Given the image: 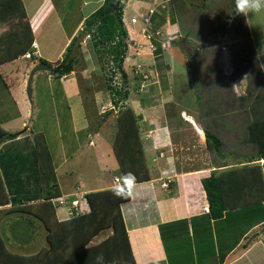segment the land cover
<instances>
[{
    "label": "crops",
    "instance_id": "1",
    "mask_svg": "<svg viewBox=\"0 0 264 264\" xmlns=\"http://www.w3.org/2000/svg\"><path fill=\"white\" fill-rule=\"evenodd\" d=\"M80 1L81 19L78 25L71 33V30L65 29L61 24L63 31H67V40L57 51V55L51 56L43 40L37 39L34 20L37 19L39 26L44 27L45 20L56 13L53 10L57 5L56 1L22 0L34 41L39 45L38 57L51 62L53 66L63 61L67 47L84 28L86 18L99 9L105 0ZM168 1L122 0V3L124 22L129 33V49H135L137 55H143L145 58L147 54H153L145 36L143 21V16L152 8L155 10L151 19L152 26L161 31L159 37L164 36V39L161 37L163 41L160 39L162 49L164 52H169V55H165L162 51L164 56L159 62L171 64L175 59L186 61L188 54L175 52L176 46L173 43L175 40L176 43L180 42L178 38L180 34H177L180 28L177 23L172 22L167 12L169 10H165ZM49 5L52 10H48ZM129 10L138 11L137 15L131 16V19L138 17V22L126 21ZM10 12L6 2L0 0V15L6 16ZM8 16H11V13ZM9 18L0 19V28H5L0 35L7 30L9 35H12L17 31L16 29L22 27V24L10 22ZM248 19L251 33L253 31L252 37L257 56L262 60L264 17L249 13ZM258 35L261 40L258 39ZM44 37L47 36L43 35L42 38ZM167 43H170L169 47H166ZM18 58H24V55ZM261 60V68H264ZM144 61L147 63V69L144 71H149L150 78L143 72L146 84L142 86L151 85L150 88L143 89L149 94L143 92L144 96L140 99L132 97L134 92L131 93L127 106L132 107L135 113L141 116L138 124L139 136L150 179L136 182L131 198L121 204L137 264H264L262 180L264 158L258 159L257 147L248 139L249 124L254 119L264 116V102L251 103L252 106L249 107L247 103L223 102L218 100L219 95H217L216 99L206 102V109H201L205 112H201V119L195 109L181 110L179 116L175 114V106L167 108V105L172 104L168 95L169 86L173 84L172 68L167 71L168 73L165 72L162 85L160 72L157 68H152L157 63L155 56L152 60L146 58ZM125 63L124 68L129 74ZM37 64H34V67ZM136 67L139 69L138 66ZM30 70L27 69L22 73L23 80L19 84L22 98L16 101L17 104H6L5 107L0 108V124L9 132L19 133L18 139L32 138L33 131H41L45 134L56 166L62 195H69L70 201L77 200L78 208L76 209L71 202L64 206L55 202L49 205L42 204L45 200L38 170L39 163L27 141H15L3 149V145H0V239L5 242L10 252L18 255L38 253L47 245L48 231L40 218H58L59 221L78 218L90 211L86 199L88 192L113 188L119 185L124 177L113 146L118 131L117 121L113 123L108 117L103 121V117L98 120L104 113L115 115L117 120L120 107L114 105L112 98L105 100L102 93L97 92L96 108L90 109L76 71L60 77V84L68 103L69 126L73 130L69 136H66L64 125L61 122L55 124L57 128L53 131V135L61 149V159L56 160L46 129L34 130L26 126L20 130L27 123L24 121L26 116L29 115L28 118L31 116L29 101L24 96V87ZM44 71L49 73L47 80L49 79L50 93L53 94L54 84L51 79L57 75L53 70ZM88 73H90L89 68L84 71V77ZM155 75L157 78L153 79ZM260 79L264 81L263 78ZM1 81L0 76V91L4 86ZM210 85L211 83L207 84L208 87ZM4 96L0 93V103L3 102ZM219 104L221 107L218 108ZM57 109L59 108L55 106V112ZM240 112L244 113L240 114ZM15 120L20 123L8 129L6 124ZM206 130L220 137L223 144L221 154L209 148ZM84 131H88V134L81 143L78 134ZM70 142L75 149L72 148L69 152L67 144ZM88 144L92 146L90 151H87ZM77 153V156L73 155ZM92 155L96 159V169L93 168ZM232 170L241 172L234 174L230 172ZM110 171H114L113 178L109 175ZM214 172L229 175L223 176L225 179L223 192L228 205L233 209L226 210L220 218L212 217L210 211L206 210L209 201L203 179ZM92 174L95 176L90 178ZM237 177L240 178L239 183ZM70 181L71 186L68 187ZM254 234L255 237L252 239ZM9 256L11 255L0 242V264H12L7 258Z\"/></svg>",
    "mask_w": 264,
    "mask_h": 264
},
{
    "label": "rangeland",
    "instance_id": "2",
    "mask_svg": "<svg viewBox=\"0 0 264 264\" xmlns=\"http://www.w3.org/2000/svg\"><path fill=\"white\" fill-rule=\"evenodd\" d=\"M55 1L57 5H55V9L53 10L56 13L54 15L51 14L49 18L45 20L46 25L44 27L41 28L39 26L38 20H34L36 36L38 37L37 39L43 40L44 44L48 47V51L51 56L57 55V51L60 50V47L64 45L67 40V31H63L62 26H64V28L67 30H71L72 33L81 19L80 0ZM150 2H152V0H150ZM193 2L201 3L202 0H193ZM207 7V10L202 7L200 11L196 9V7L190 6L189 14H185L183 16L177 12L179 17L177 18L176 23L180 28V31L177 34H180L178 37L180 42L176 43L177 41L175 40V43L173 44L176 46L175 52L180 51L183 54H188L186 56V61L182 62L180 60L178 61V59H175V62L172 60L171 64L159 62L164 54L169 55V52H164V49H162L164 54L162 53L160 55L155 54L156 52L151 49L153 54H147L146 57L152 60L155 56L157 63L155 62L156 64H154L152 68H157V70L160 72V81L162 85L165 74L168 73L167 71L172 68L173 84L172 86L166 84V86H169L168 95L172 104L167 105V108L170 109L175 106V114L179 116L181 115V110L189 111L191 109H195V111L199 113V119H201V112L205 113L201 111V109H206V102L210 101L211 99H216L217 95H219L218 100H222L223 102L230 101L233 103V101H236L238 102L237 104L247 103L249 107L252 106L251 103L264 102L260 100V97L262 94H264V81L260 79H264V68H262L261 72L259 73L256 67H253V71L246 73V60L253 59V55L250 48L247 47L242 40V37L244 36L242 32L238 31V28L236 29L233 24H230L234 21V19H232L229 23L231 18L229 13L234 10V0H207ZM47 8L48 10H52L51 6ZM165 9L166 11L169 10L168 5ZM167 12L172 18L173 12L171 10ZM137 14L138 11L129 10L126 15V21L130 23L131 16ZM257 15L264 17V14ZM241 17L242 15L236 16V18ZM210 26H214L215 29L211 30L213 27L209 29L208 27ZM203 27L208 29L203 31ZM4 30L5 28H0V33ZM82 30L83 29L79 31L80 34L78 33V36L82 34ZM168 34L170 35L172 33ZM43 35H46L47 37L42 38ZM251 36H253V31ZM161 37L164 39V36ZM161 37H159V39L162 40ZM258 39L261 40L259 35ZM147 40L149 42L148 44H151V41L148 38ZM80 45L81 47L76 52V55L78 56V62L76 63L74 71H76V74L80 80L84 96L86 99H88L90 109L93 108L94 110V108H96V93L101 92L102 97L105 100L112 98V95L108 90V83L112 82L114 87H121V85L124 83V78L119 71L114 70L115 68L113 63L108 62L107 57L104 55L100 56L96 49L92 47L90 36L85 37ZM169 46L170 43H167L166 47ZM186 48L188 53L185 51ZM134 50L135 49L128 50L125 63L129 70V74L127 73V86L130 90V94L134 92L131 95L132 97L141 99V97L144 96L143 89L146 87L150 88L151 86L149 84L145 85V87L142 86V84H146L144 83V74L147 73L149 75V71H144L147 69L146 64L148 61L146 60V63L144 61L146 58L143 55H137ZM139 63L142 66H140ZM152 63H154V61ZM262 63L264 65V57H262L261 64ZM135 65L138 66L139 69ZM33 68L34 62L24 58H17L15 62H10L6 65H0L1 82L4 84L0 93L5 95L3 102L0 103V108L5 107L6 104H17L16 101L22 98L19 88V84L23 80L22 73L27 69L32 70ZM88 68L90 69V73L84 77L83 73ZM44 72L47 71H38L34 75L32 80L33 91L31 98H29L27 93L28 80L25 84L24 96L29 101L31 116L29 118V115L26 116L24 121L27 123L22 126L20 130L24 129L26 126H29L34 130L46 129L50 139V147L52 152L54 153L56 160H59L61 159L60 156L62 152L58 147L57 142H55V135H53V131H55V128H57L55 124L61 122L64 125V134L66 136H69L73 130L69 126L68 103L64 97L65 94L63 87L60 84L61 80L58 76L51 79L52 83L54 84L53 94H51L49 79L47 80L49 73ZM234 75L235 77L232 78ZM154 77L157 78L156 75L153 76V79ZM109 79H112L111 82ZM209 83H211V85L208 87L207 84ZM139 93H141V96ZM144 93L147 95L149 94L148 92ZM129 98L124 102L125 105L130 102ZM99 105L101 106V104ZM99 105L98 108L101 109ZM214 105L217 106L216 104ZM55 106L56 108H59L56 112ZM219 107H221V104H219L218 108ZM243 113L244 112H240V114ZM109 115L110 113H104V115L98 118V120H101L103 117V121L108 117L109 121L116 123V116ZM209 115H211L210 112ZM19 123L20 121L15 120L13 123H7L6 127L11 129L10 127L12 125H18ZM87 134L88 131L78 134V138L80 137L81 143L86 139ZM86 147L87 151L92 149V146H89V144ZM72 148L75 149L71 142L67 144V151L70 152ZM213 150L221 154V149L216 150V148H214ZM73 155L77 156L78 153ZM91 158L93 168L96 169V159L94 158V155H92ZM93 175L94 174H92L90 178L93 177ZM109 175L113 178L114 171H110ZM70 186L71 181L69 182L68 187ZM112 231L113 230L111 228L103 230L94 237L91 244H97L101 242L108 235H110ZM254 237L255 234L251 238L253 239Z\"/></svg>",
    "mask_w": 264,
    "mask_h": 264
},
{
    "label": "trees",
    "instance_id": "3",
    "mask_svg": "<svg viewBox=\"0 0 264 264\" xmlns=\"http://www.w3.org/2000/svg\"><path fill=\"white\" fill-rule=\"evenodd\" d=\"M4 1L10 7L11 16H8L10 13L6 16L0 15V19L4 20L10 17V22L22 24V27L16 29L17 31L13 32L12 35H9L8 30L0 35V65L25 55L34 42L33 31L27 20L22 0ZM113 1L105 0L99 9L87 17L82 31H86L90 36L92 47L96 49L97 53L100 56L107 57L108 62L113 63L114 70L119 71L124 78L121 87H114L111 82L112 79H109L111 83H108V90L112 95L113 103L116 107H120L117 117L118 131L113 146L124 175L132 172L136 176V182L145 181L150 178L139 136L140 127L138 124L141 116L137 115L132 107L124 104L130 97V90L127 86L128 74L124 68L129 50V33L124 22V5L121 3L117 14L112 13L109 9ZM190 6H194L200 11L202 7L205 10L208 8L207 0H202L201 3H195L193 0H169L168 9L173 12L172 22L176 23L179 14L182 16L189 14ZM230 24H233L236 29L238 28V31L242 32L244 35L242 40L250 48L253 55V59L246 60V73L253 71V67H256L260 73L262 68L245 17H235ZM212 27L211 30H214V26L208 28ZM208 28L203 27L202 29L205 31ZM157 30L159 29L152 27L154 33L152 41L156 46L155 54L160 55L162 54V45L159 36H155ZM77 36L72 39L67 47L63 61L53 66V72L59 78L75 70L78 56L75 55L70 61H68V58ZM80 47L81 45H79ZM185 51L188 53L187 48ZM30 60L34 64L46 62L53 65L36 55L32 56ZM260 98L261 101H264V94ZM248 134V139L255 143L257 147L258 159L264 158V116L254 119L249 124ZM19 135V133L9 132L0 124V145H3L2 149L15 141H27L30 150L35 152L44 192L45 201L42 204H52V199L61 196L62 192L46 136L41 131H33L32 138L23 137L18 139ZM206 139L210 149L216 148V150H219L222 148V141L214 132L206 130ZM259 170L261 171L260 166ZM241 171L232 170L230 172L240 174ZM223 176L229 175L228 173L216 174L214 172L211 176L203 179L210 214L214 218H220L226 210L233 209L228 205L226 195L223 192L225 183ZM236 180L239 183L240 178L237 177ZM262 180L264 186V177H262ZM111 189L88 192L86 199L90 205V211L78 218H69L63 221H59L58 218H40L48 231V243L38 253L31 255L13 254L7 249L5 242L0 239L3 248L11 255L7 257L9 262L11 261L12 264L18 262L21 264H137L121 211V204L129 200L131 196L127 198L116 197L112 194ZM110 228L113 230L110 235L97 244H91L95 236ZM101 254L104 258L102 261L97 259Z\"/></svg>",
    "mask_w": 264,
    "mask_h": 264
},
{
    "label": "clouds",
    "instance_id": "4",
    "mask_svg": "<svg viewBox=\"0 0 264 264\" xmlns=\"http://www.w3.org/2000/svg\"><path fill=\"white\" fill-rule=\"evenodd\" d=\"M249 13H251L252 15L264 14V0H234V10L231 13H229L230 17H231L229 20V23L231 22L232 19H235L236 16H241V15L244 16L246 19V22H248L249 21V19H248ZM154 14H155V11L152 15V18L154 16ZM36 56H39V54ZM135 185H136L135 174L132 172H128L124 175L122 182L119 185L114 186L111 189V192L116 197L127 198L133 194V191L135 189ZM59 197H67L68 201L71 202L69 195H67V196L62 195ZM59 197H56V198H59ZM56 198H54V199H56ZM54 199H52V202H55ZM97 259L102 261L104 259L103 255L102 254L99 255L97 257Z\"/></svg>",
    "mask_w": 264,
    "mask_h": 264
},
{
    "label": "built area",
    "instance_id": "5",
    "mask_svg": "<svg viewBox=\"0 0 264 264\" xmlns=\"http://www.w3.org/2000/svg\"><path fill=\"white\" fill-rule=\"evenodd\" d=\"M154 11L155 10L151 8L143 16V21H144V24H145V28H144L145 36H146V38H148L151 41V44H149V47L153 51L156 50V46H155V44L152 41V39L154 37V33L152 31V27L153 26H152V22H151L152 15H153ZM131 20H132L133 23H136V22H138L139 19H138V17H133ZM155 35L160 36L161 35V31L157 30ZM38 49H39V45H38L37 42L34 41L32 43V45H31V49L24 55V57L26 59H30V58H32L33 55H38L39 54V50ZM54 201L60 206H64V205L68 204V202H69L67 197H59V198L54 199ZM71 204L73 206H75L76 209L78 208V201L77 200L71 201ZM206 210L210 211L209 206L206 207Z\"/></svg>",
    "mask_w": 264,
    "mask_h": 264
},
{
    "label": "water",
    "instance_id": "6",
    "mask_svg": "<svg viewBox=\"0 0 264 264\" xmlns=\"http://www.w3.org/2000/svg\"><path fill=\"white\" fill-rule=\"evenodd\" d=\"M122 0H114L110 6V12L112 13H118L119 9H120V5H121ZM85 37H88V34L86 31H83L82 34L80 36H78L74 42V45L72 47V51L69 55L68 61H70L75 55L76 52L79 48V45L82 43V41L84 40ZM44 70H48V71H52L54 70V67L46 62L43 63H39L37 64L30 72L29 78H28V86H27V93L29 98L32 97V80L34 78V75L38 72V71H44Z\"/></svg>",
    "mask_w": 264,
    "mask_h": 264
}]
</instances>
